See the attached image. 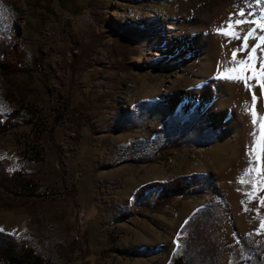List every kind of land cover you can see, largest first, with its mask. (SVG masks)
<instances>
[{"label":"rangeland","instance_id":"1","mask_svg":"<svg viewBox=\"0 0 264 264\" xmlns=\"http://www.w3.org/2000/svg\"><path fill=\"white\" fill-rule=\"evenodd\" d=\"M199 1L0 0V28L17 32L14 43L34 67L0 70V111H20V124L0 136V158L42 184L39 195L0 203V229L49 264H167L184 240L192 264H264L261 78L216 94L211 83L232 74L233 51L253 55L240 50L244 37L260 45L248 61L260 69L264 41L246 20L248 0H219L209 18L198 17L193 34L204 40L183 55L139 24H166ZM257 17L264 23V11ZM236 19L246 21L233 24L242 39L217 32ZM193 58L210 62L205 75L191 68ZM192 172L207 175L202 187L163 207H153L159 187L135 194ZM200 206L201 226L192 238L180 234Z\"/></svg>","mask_w":264,"mask_h":264},{"label":"trees","instance_id":"2","mask_svg":"<svg viewBox=\"0 0 264 264\" xmlns=\"http://www.w3.org/2000/svg\"><path fill=\"white\" fill-rule=\"evenodd\" d=\"M16 36L17 32L13 34L4 28H0V70L4 75L34 70L33 65L26 59L23 47L20 43H14ZM35 61L36 63L41 62L39 57H36ZM19 118V110L8 116L0 111V136L19 125ZM200 128L202 127L200 126ZM178 143L180 142H175V144ZM10 164L9 158H0V203L7 202L9 199L39 195L42 184L38 179L21 169L11 170ZM206 176L192 172L180 174L167 180L149 181L140 185L135 190V194L137 197H143L154 188L159 187L153 207H163L171 203L176 197L185 196L189 190L202 187ZM204 210V206H200L192 211L182 223L179 233L192 238L196 229L199 228V225L201 226L198 219ZM189 250V242L184 240L180 254L169 260L167 264H192ZM59 252L63 256V253ZM0 264H49V260L23 238L0 229Z\"/></svg>","mask_w":264,"mask_h":264},{"label":"bare ground","instance_id":"3","mask_svg":"<svg viewBox=\"0 0 264 264\" xmlns=\"http://www.w3.org/2000/svg\"><path fill=\"white\" fill-rule=\"evenodd\" d=\"M218 1L219 0H200L195 5H191L190 9H187L185 11L184 16L169 17V20L166 24H164V22L160 20H157V18H147L139 24L144 31H147L150 39L155 40L157 37H160L161 40L165 42L166 46H168V48L173 50L175 53L179 50V47L182 48L178 53L180 54L181 52V54L183 55L184 52L186 53V51H190L194 48L196 49L197 46L199 47L202 44L204 36H201V34L195 36L196 34L194 35L193 33L196 30L195 26L193 25L195 24L198 17L200 18V16L202 15L209 18ZM247 4L249 6V11H251L252 13L250 16H248L249 19L246 20L249 21V24L251 26L256 24L257 19L259 18L257 17V14L264 11V0H248ZM261 31L264 30L259 29L260 33ZM250 41H252L250 45H258L254 38H252ZM192 64L193 66L191 68L198 72V74L196 75L201 74L200 76H203V74L205 75V73L208 71L209 66L211 65L210 62L205 61L203 58L201 59V61H197L193 58ZM189 82L193 84L197 82V80L191 79ZM211 83L217 89L214 92L215 94L219 91H222L223 89L230 88V86L232 85L240 84V82L230 81L223 78H215ZM169 91H172L171 87L169 88ZM195 92H198L196 94H198L199 96H207L204 94V90L199 89Z\"/></svg>","mask_w":264,"mask_h":264},{"label":"snow or ice","instance_id":"4","mask_svg":"<svg viewBox=\"0 0 264 264\" xmlns=\"http://www.w3.org/2000/svg\"><path fill=\"white\" fill-rule=\"evenodd\" d=\"M240 16H244V13L241 12L239 14ZM264 18V17H262ZM246 21H244L243 19H236L235 21H229L226 22L225 25H222L221 27L217 28V32L233 38V39H242L239 34L235 31V29L233 28V24L235 25H243L245 24ZM258 23L259 29L264 30V23ZM229 29H232V31H229ZM256 31V29H250L248 31V35H251L252 32ZM259 40L264 41V31H261V34L258 37ZM257 47H260V45H250L249 41L246 37L243 38L242 40V44L240 45V50L244 51L246 53H251V54H255L257 51ZM254 57L253 55H249L247 59L241 57L240 59H237V52L233 51L231 53V61L234 65H236L235 67H232L231 69H229V71L232 74L229 75H225L224 73H220V76L218 78H223V79H227L230 81H235V82H240L243 83L244 86L246 88L251 87L248 83V81L250 79H255L257 77L261 78L259 80L260 83V87L262 90H264V47L261 48V53L258 57H255L256 59H259L260 61V69L259 71L257 70L256 65L253 64H249L248 61L252 60ZM252 73V76H248L246 75V73L248 72ZM257 97L255 95V93H253L252 95V101H253V105H252V124L255 125L256 124V111H255V101H256ZM253 137H255L256 133L253 132L252 133ZM259 141H260V150L261 152H264V122H262L260 124V137H259ZM258 160H261V157H257ZM262 163V168L261 170L264 171V160H261ZM243 182V181H242ZM262 203H264V201H261ZM247 210V209H245ZM261 228H264V222L261 223Z\"/></svg>","mask_w":264,"mask_h":264}]
</instances>
